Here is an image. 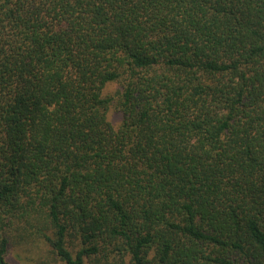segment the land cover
Instances as JSON below:
<instances>
[{
	"label": "trees",
	"instance_id": "obj_1",
	"mask_svg": "<svg viewBox=\"0 0 264 264\" xmlns=\"http://www.w3.org/2000/svg\"><path fill=\"white\" fill-rule=\"evenodd\" d=\"M31 246L264 264V0H0V264Z\"/></svg>",
	"mask_w": 264,
	"mask_h": 264
},
{
	"label": "rangeland",
	"instance_id": "obj_2",
	"mask_svg": "<svg viewBox=\"0 0 264 264\" xmlns=\"http://www.w3.org/2000/svg\"><path fill=\"white\" fill-rule=\"evenodd\" d=\"M45 254L46 250L42 246L41 250L36 246L27 247L26 249L11 248L6 259L9 264H36L39 257H43Z\"/></svg>",
	"mask_w": 264,
	"mask_h": 264
}]
</instances>
